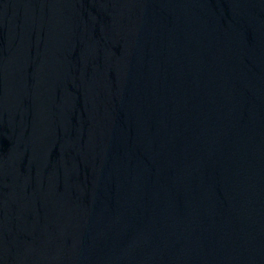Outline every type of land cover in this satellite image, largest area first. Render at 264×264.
Masks as SVG:
<instances>
[{"label": "water", "instance_id": "obj_1", "mask_svg": "<svg viewBox=\"0 0 264 264\" xmlns=\"http://www.w3.org/2000/svg\"><path fill=\"white\" fill-rule=\"evenodd\" d=\"M0 264H264V0H0Z\"/></svg>", "mask_w": 264, "mask_h": 264}]
</instances>
